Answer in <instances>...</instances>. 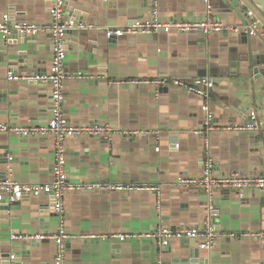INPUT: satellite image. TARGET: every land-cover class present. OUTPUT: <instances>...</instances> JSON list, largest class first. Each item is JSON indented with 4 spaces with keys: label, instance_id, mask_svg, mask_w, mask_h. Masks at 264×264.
I'll return each mask as SVG.
<instances>
[{
    "label": "crops",
    "instance_id": "0c3cea01",
    "mask_svg": "<svg viewBox=\"0 0 264 264\" xmlns=\"http://www.w3.org/2000/svg\"><path fill=\"white\" fill-rule=\"evenodd\" d=\"M155 0H66V15L92 28L70 31L66 37L64 113L74 125H109L115 129L158 131L110 141L90 135L66 140L67 177L75 184H146L161 186L160 200L148 190L68 191L67 230L81 235L146 233L158 226H198L207 216L201 189L180 186L179 177H199L208 151L216 177L238 173L264 176V72L255 73L247 59L241 33L127 34L109 39L107 28L147 22ZM163 21H203L212 16L241 26L249 21L235 0H156ZM251 3V2H250ZM252 4V3H251ZM255 8V7H254ZM256 10L264 36V14ZM51 23L50 0H0V22ZM256 42L261 43L260 39ZM53 63L50 33L14 35L0 32V122L45 125L52 119V84L9 79L49 74ZM206 73L202 75L201 73ZM168 78L213 82L209 102L218 128L204 138L194 133L204 125V99L173 84H130L131 80ZM256 131L223 127L249 124ZM52 136L23 137L0 131V178L45 184L54 177ZM160 147L159 150L156 148ZM5 178H4V177ZM0 201V264H55L59 217L50 195L25 194ZM215 203L220 215L213 249L200 248L190 238L160 247L150 239L76 238L68 243L64 264H264V188L219 189ZM6 206L1 209V206ZM248 233L233 237L228 233ZM257 234V235H256ZM199 254V255H198ZM199 256V257H197ZM201 264V263H200Z\"/></svg>",
    "mask_w": 264,
    "mask_h": 264
},
{
    "label": "built area",
    "instance_id": "2783aa9c",
    "mask_svg": "<svg viewBox=\"0 0 264 264\" xmlns=\"http://www.w3.org/2000/svg\"><path fill=\"white\" fill-rule=\"evenodd\" d=\"M107 1V0H106ZM236 5L249 21L248 25L233 26L216 19L212 16L211 8L209 14L203 21L186 22V21H163L159 12V4L155 0L151 10V17L147 22L136 23L133 26L121 28H107L106 36L109 39L121 37L127 34L136 33H157L163 30H176L182 33H202L211 35L214 33H241L243 30H249L251 35H256L261 28V21L256 16V10L249 0H235ZM66 0H50L51 23L38 24L34 22H16L10 23L6 18L0 22V32L6 38L14 35L28 36L36 35L40 32L50 33L53 40V63L52 70L49 74L42 75H18L13 71L9 72V79H25L36 80L42 83L52 84V119L45 125H7L0 122V131H8L16 133L23 137L32 136H52L54 141V177L53 180L45 184L20 183L11 178H0V197L8 196L12 201L21 200L25 194L39 196L43 193L52 197L54 202L55 213L59 217V230L49 238L55 242L56 254L54 258L55 264H64L67 259L68 243L76 238L84 239H108L117 237L122 240L129 238L150 239L157 243L160 247H167L173 240L180 238H190L199 242L200 248L211 250L214 248L218 232L214 226V218L220 215V208L215 203L216 191L219 189H263L264 176H246L238 173H232L225 176L216 177L213 174L214 158L208 151V156L204 159V172L199 177H179L177 184L180 186L201 189L207 197V216L204 223L198 226L177 227L158 226L157 228L146 233H133L121 235L94 234L86 233L76 235L68 232L67 218L65 208V196L68 191L76 189L87 190H148L156 192L158 204L161 203L160 193L161 186L118 183V184H102V183H86L75 184L68 180L67 177V157H66V140L70 136L90 135L99 139L110 141L114 136L134 137L137 135L155 134L158 137V131L147 130H127L115 129L109 125H74L66 117L64 113L65 87L67 79L71 77L82 78L81 73L69 75L66 73V37L70 31L75 29L92 28L82 22H77L68 17L65 12ZM130 84H153L156 88L164 85L173 84L178 87L185 88L188 91L196 93L204 99V125L201 129L194 130V133L204 138L205 146L208 147L210 134L222 128L215 122V114L209 102V89L213 86L212 80L208 77H202L194 80L192 84L182 79L169 80L160 77L152 80H131ZM252 121L249 124H234L223 127L232 131H256L260 126L256 123L257 116L252 114ZM157 150L160 147L156 148ZM233 237L248 236V233H228ZM257 235V234H256Z\"/></svg>",
    "mask_w": 264,
    "mask_h": 264
},
{
    "label": "water",
    "instance_id": "95a60500",
    "mask_svg": "<svg viewBox=\"0 0 264 264\" xmlns=\"http://www.w3.org/2000/svg\"><path fill=\"white\" fill-rule=\"evenodd\" d=\"M249 1L257 10H259L261 13L264 14V0H249ZM242 39L248 45L246 60L248 61L249 67L252 68L255 73L264 72V36H262V33L260 31H258L256 35H251L248 30L246 33L243 32ZM256 39H260L261 43L256 42ZM201 74L206 75L205 72ZM0 201H6L5 196H1ZM5 207L6 206L2 205L1 209ZM200 263L208 264V261L207 259L203 258L201 260L196 259L190 262V264H200ZM6 264H11V262H7Z\"/></svg>",
    "mask_w": 264,
    "mask_h": 264
}]
</instances>
